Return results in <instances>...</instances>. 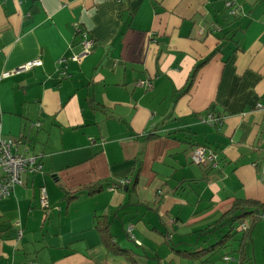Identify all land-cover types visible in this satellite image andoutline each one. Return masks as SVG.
Wrapping results in <instances>:
<instances>
[{"label": "crops", "instance_id": "obj_1", "mask_svg": "<svg viewBox=\"0 0 264 264\" xmlns=\"http://www.w3.org/2000/svg\"><path fill=\"white\" fill-rule=\"evenodd\" d=\"M0 138L41 165L0 202V264L197 259L235 200L264 201V0H0Z\"/></svg>", "mask_w": 264, "mask_h": 264}, {"label": "built area", "instance_id": "obj_2", "mask_svg": "<svg viewBox=\"0 0 264 264\" xmlns=\"http://www.w3.org/2000/svg\"><path fill=\"white\" fill-rule=\"evenodd\" d=\"M230 10V15H237L238 9L234 8L231 3L226 4ZM80 52L73 55L70 60L72 62H81L88 57L93 47V41L87 36L85 32L81 34ZM60 63H63L60 61ZM41 66L39 60L30 61L12 72L2 74V77H9L13 74H19L30 71L35 67ZM60 76H65L60 73ZM145 87H150L148 83H141ZM202 123L219 126L221 125V118L214 115L212 112H206L200 119ZM20 142L14 140H4L0 138V202L8 199L13 189L21 185L22 175L24 173H35L40 171L41 165L38 163V158L33 156H24L18 152V145ZM191 163L197 166H208L212 169L217 168L218 160L217 154L204 146H197L192 150L190 155ZM127 181L120 183V186L127 184ZM39 203L42 209L48 208L47 195L44 188L40 189ZM263 217V216H262ZM261 217V218H262ZM18 231V238L22 237V230L19 222L14 224ZM248 229V224L243 222L239 225L238 231H245ZM130 232V230H129Z\"/></svg>", "mask_w": 264, "mask_h": 264}, {"label": "trees", "instance_id": "obj_3", "mask_svg": "<svg viewBox=\"0 0 264 264\" xmlns=\"http://www.w3.org/2000/svg\"><path fill=\"white\" fill-rule=\"evenodd\" d=\"M207 61H204L203 63L197 65L190 77L189 82L187 83L185 89H189L192 83V79L194 74L197 72V70ZM154 137H158L157 135H154ZM136 182V179L134 183ZM85 190L87 191V194L89 196H93L95 194H98L103 190V187L100 185H94L91 187H86ZM68 195V194H67ZM71 200V199H68ZM264 216V201H255V200H246V199H237L233 202L231 208L229 211H227L224 215H222L219 220L217 221L218 225H228V224H241L244 222L245 219H248V229L245 231H238L241 232V238L239 240V264H246L247 261L250 259L245 255L244 247L247 246L248 243L251 242V233L252 229L255 226V224L261 219V217ZM100 219V218H99ZM102 220V219H101ZM105 226L102 228H99V232L101 235V239L105 241L106 238L109 239L108 232V226L109 222H104ZM232 237V234L228 232L226 235L222 237V240L218 242L215 245L210 246L206 250L203 251H194L191 252L190 256H199L201 253H205L208 251L212 252L215 250L218 246L224 245L226 239H229Z\"/></svg>", "mask_w": 264, "mask_h": 264}, {"label": "rangeland", "instance_id": "obj_4", "mask_svg": "<svg viewBox=\"0 0 264 264\" xmlns=\"http://www.w3.org/2000/svg\"><path fill=\"white\" fill-rule=\"evenodd\" d=\"M239 225L240 224H230L231 227L225 226L222 228L223 235H226L228 232L233 235L232 238L226 239L224 245L218 246L213 252L208 253L207 251L201 253L197 259L188 260L186 263L184 262V264H239V243L236 241L241 238V232H238ZM212 241H214V239H209L208 242L210 243ZM209 243L205 244L206 247H208ZM205 245H203V248ZM244 252L250 259L246 264H264V216L253 227L251 242L244 247ZM224 256L228 258V262L223 261ZM207 259L209 263H207ZM138 262L140 264H146V261L140 257H138Z\"/></svg>", "mask_w": 264, "mask_h": 264}]
</instances>
